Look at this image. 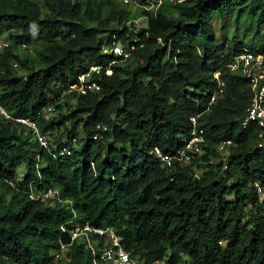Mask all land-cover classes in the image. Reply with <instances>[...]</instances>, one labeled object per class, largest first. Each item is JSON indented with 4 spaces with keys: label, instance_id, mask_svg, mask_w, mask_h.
<instances>
[{
    "label": "trees",
    "instance_id": "1",
    "mask_svg": "<svg viewBox=\"0 0 264 264\" xmlns=\"http://www.w3.org/2000/svg\"><path fill=\"white\" fill-rule=\"evenodd\" d=\"M142 10L138 29L119 0H0V104L48 138L44 148L29 126L0 115V264H93L78 243L57 257L75 224L113 227L141 264H264L261 128L243 127L251 85L229 68L245 49L264 51V0ZM229 16L252 23L257 43L221 42L214 22ZM115 43L134 47L129 61L108 51ZM93 64L100 90L79 93ZM216 72L225 91L211 103ZM61 95L74 101L67 110ZM198 115L203 155L161 163L155 151L178 156ZM50 188L60 199L29 195Z\"/></svg>",
    "mask_w": 264,
    "mask_h": 264
},
{
    "label": "built area",
    "instance_id": "2",
    "mask_svg": "<svg viewBox=\"0 0 264 264\" xmlns=\"http://www.w3.org/2000/svg\"><path fill=\"white\" fill-rule=\"evenodd\" d=\"M155 1H157L156 7L162 3V0ZM155 1L153 2L155 3ZM121 2L125 5L133 3L132 0H121ZM153 2L149 3V5L141 6L144 9L152 10L156 8ZM135 21L137 22V20ZM7 44L8 43L4 39V35L0 34V52ZM133 49V46H125L122 43H115L108 51L119 56L120 61L125 63L132 58ZM229 68L233 73L247 78L251 85L252 100L251 104L247 108V115L244 118L242 125L246 128L249 123H255L261 128L258 147L264 149V51L245 49L243 52L234 57L233 61L229 64ZM101 69L100 65H90L89 69L80 75L79 87L76 88L77 91L79 93L86 94L89 91L100 90L101 86L95 79V74L99 75L101 73ZM107 72L112 73L110 69ZM215 77L218 79V86L212 94L211 103H214L218 98H220L225 91V82L220 78V73L216 72ZM54 109L55 108L53 106H50L46 109V111L50 113L53 112ZM0 115L5 119L29 126L33 130L41 145L44 148L48 147V138L41 132L36 120L27 117L14 116L2 104H0ZM198 118L199 115L191 118L192 129L190 131V138L186 139L185 146L180 151L178 156L163 152L160 149L155 151V156L161 161V163L168 167H172L175 160L178 159L181 164H189L203 155L207 144V134L206 130L200 126ZM97 127L106 129V127L101 124L97 125ZM98 136L99 133H96L95 138ZM230 144H232V141L226 140L220 144L219 149L225 152L227 151L226 148ZM62 152H66L67 154L71 153L67 148H63ZM196 176L199 177V174H196ZM254 186L261 198H263L264 184L260 181H256ZM35 192L31 191L29 194L30 197L42 200L52 198L53 201L55 197L60 199L58 190L54 188H50L45 192ZM69 233L70 241L62 243L61 251L57 253V256H61L73 243H75L76 240H78L79 242L84 243L86 248H90L91 253L94 256V264H141L137 260L133 259L130 253L123 247L119 237L116 235L115 230L112 227L107 226L105 228H94L89 224H75L72 225ZM98 236H102V238H97Z\"/></svg>",
    "mask_w": 264,
    "mask_h": 264
},
{
    "label": "rangeland",
    "instance_id": "3",
    "mask_svg": "<svg viewBox=\"0 0 264 264\" xmlns=\"http://www.w3.org/2000/svg\"><path fill=\"white\" fill-rule=\"evenodd\" d=\"M171 3L175 4L176 0H171ZM119 6L121 8L131 9L134 12L137 20V22L135 21V24L137 25L138 29L145 26L146 17L144 14H142L143 7L141 5H139L138 3H131L130 5H125L119 0ZM252 25L253 24L249 23V21L245 20V18L236 19V16H229L222 19H215L214 22L215 32L221 42H224V40L227 38L231 40V38L237 36L240 39L244 37L253 38L254 42L257 43L260 35H256V29L251 27ZM263 32H264V24L261 25L260 27V33ZM18 51L21 55H24L25 52L29 50H25L23 47H21ZM16 68H19V66ZM61 98L62 100L60 101L61 103L64 104L65 110H67L71 104H74V101L71 102V100H69L66 95H61ZM55 113L57 115L58 110ZM154 264H162V262L157 261Z\"/></svg>",
    "mask_w": 264,
    "mask_h": 264
},
{
    "label": "clouds",
    "instance_id": "4",
    "mask_svg": "<svg viewBox=\"0 0 264 264\" xmlns=\"http://www.w3.org/2000/svg\"><path fill=\"white\" fill-rule=\"evenodd\" d=\"M84 225V224H83ZM90 225V224H89ZM92 226V225H91ZM92 227H94V228H105V227H107V226H103V227H95V226H92ZM110 227V226H109ZM113 228V227H112ZM115 230V229H114ZM115 233H116V231H115ZM116 235L119 237V239H120V241H121V237L116 233ZM97 238H102V236H98ZM75 243H78V244H82L83 246H84V248L85 249H87L88 251H90V254H91V256L94 258V256L92 255V253H91V250H90V248H86L85 247V244L84 243H81V242H79L78 240H76L75 241ZM121 244H122V241H121ZM123 245V244H122ZM123 247L125 248V246L123 245ZM126 249V248H125ZM127 250V249H126ZM129 253H130V255H131V252L129 251V250H127ZM66 252V251H65ZM63 255V254H62ZM57 257H60V256H57ZM157 262V261H156ZM93 264H94V260H93ZM154 264V263H153Z\"/></svg>",
    "mask_w": 264,
    "mask_h": 264
}]
</instances>
